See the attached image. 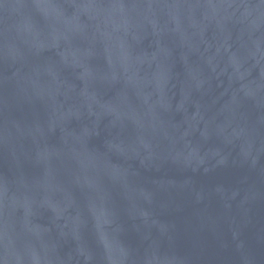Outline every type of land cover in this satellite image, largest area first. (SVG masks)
<instances>
[{
    "label": "water",
    "instance_id": "1",
    "mask_svg": "<svg viewBox=\"0 0 264 264\" xmlns=\"http://www.w3.org/2000/svg\"><path fill=\"white\" fill-rule=\"evenodd\" d=\"M0 264H264V0H0Z\"/></svg>",
    "mask_w": 264,
    "mask_h": 264
}]
</instances>
